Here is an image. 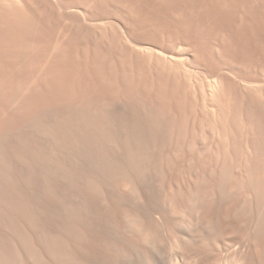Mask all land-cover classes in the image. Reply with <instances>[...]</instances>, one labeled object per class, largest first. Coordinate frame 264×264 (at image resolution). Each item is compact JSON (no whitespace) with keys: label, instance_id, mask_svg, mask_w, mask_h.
I'll return each instance as SVG.
<instances>
[{"label":"rangeland","instance_id":"rangeland-1","mask_svg":"<svg viewBox=\"0 0 264 264\" xmlns=\"http://www.w3.org/2000/svg\"><path fill=\"white\" fill-rule=\"evenodd\" d=\"M226 257L264 264V0H0V264Z\"/></svg>","mask_w":264,"mask_h":264},{"label":"bare ground","instance_id":"bare-ground-1","mask_svg":"<svg viewBox=\"0 0 264 264\" xmlns=\"http://www.w3.org/2000/svg\"><path fill=\"white\" fill-rule=\"evenodd\" d=\"M195 227V226H194ZM194 227L193 226H191V225H189V226H187V227H185L188 231H190V232H192L193 230H197V229H194ZM183 230H185V229H183ZM195 231H193V233H194ZM184 233V232H183ZM186 234V233H185ZM192 235V234H191ZM236 259H234V258H229V257H226V258H224L221 262H220V264H235L236 263ZM170 264H172V263H170Z\"/></svg>","mask_w":264,"mask_h":264}]
</instances>
